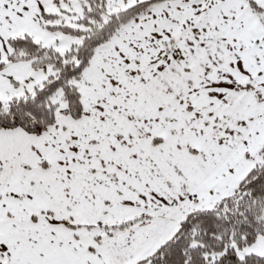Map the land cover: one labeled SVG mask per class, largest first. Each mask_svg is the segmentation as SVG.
<instances>
[{
  "label": "snow or ice",
  "instance_id": "6c2138e0",
  "mask_svg": "<svg viewBox=\"0 0 264 264\" xmlns=\"http://www.w3.org/2000/svg\"><path fill=\"white\" fill-rule=\"evenodd\" d=\"M0 264H264V0H0Z\"/></svg>",
  "mask_w": 264,
  "mask_h": 264
}]
</instances>
